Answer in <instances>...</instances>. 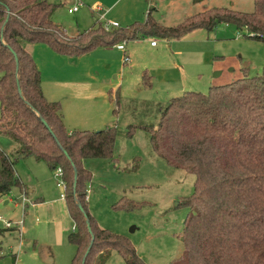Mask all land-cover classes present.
<instances>
[{"label": "trees", "instance_id": "16d2710c", "mask_svg": "<svg viewBox=\"0 0 264 264\" xmlns=\"http://www.w3.org/2000/svg\"><path fill=\"white\" fill-rule=\"evenodd\" d=\"M55 6L47 0H0V135L16 144L13 159L0 148V196L23 188L14 170L20 158L32 156L51 170L61 167L75 224L67 236L76 247L71 264L83 250L81 264L91 242L86 220L93 241L84 264H105L112 251L125 264H147L126 236L99 227L86 205L91 173L83 161L112 158L120 130L68 131L60 102L44 96L40 71L25 46L43 43L58 54L80 56L145 37L170 40L197 28L209 31L219 23L264 42V0H254L249 12L212 6L171 26L155 20L150 6L143 21L105 28L96 19L73 36L51 20ZM99 27L101 37L93 34ZM145 76L143 71V81ZM142 128L159 158L194 176L193 192L182 200L191 208L179 235L183 249L169 264H264V66L257 76L211 86L207 93L187 90L169 98L157 124ZM133 204L126 202V208Z\"/></svg>", "mask_w": 264, "mask_h": 264}, {"label": "rangeland", "instance_id": "374dc122", "mask_svg": "<svg viewBox=\"0 0 264 264\" xmlns=\"http://www.w3.org/2000/svg\"><path fill=\"white\" fill-rule=\"evenodd\" d=\"M47 1L56 5L51 20L67 35L86 31L96 19L103 23L102 11L91 10L92 5H102L104 11L109 3L81 0L84 4L68 13L67 9L80 0ZM123 1L116 2L113 14ZM253 2L145 0L143 10L140 3L128 2L120 26L143 21L150 6L155 20L171 26L212 6L249 12ZM93 34L101 37L104 29L99 27ZM151 40L156 46L150 45ZM124 45V50L115 46L94 49L79 59L68 60L74 65L59 64L55 71L52 68L48 71L49 67L36 58L34 61L46 75L91 72L99 81L107 80L103 85L95 82L91 87V103L84 104L80 99L81 109L75 116H67L79 121L80 125H75L79 129L115 126L120 130L112 158L83 161L91 173L86 185L87 209L99 227L126 236L145 263L169 264L183 249L179 235L191 208L182 200L192 194L194 176L168 166L159 158L151 148L149 132L142 126H155L160 107L184 91L207 93L211 86L259 75L264 66V42L250 38L247 30H238L233 24L219 23L212 30L197 28L179 38L145 37ZM27 46L30 52L32 46ZM37 53L36 48V57ZM124 55L128 58L124 59ZM142 71L149 76L144 81ZM84 86L80 84L75 95L85 98L88 89ZM64 101L73 114L71 101L65 98ZM129 126L135 128L126 136ZM0 148L14 158L16 144L8 136L0 135ZM14 170L28 193L24 195L23 188L16 187L0 196V264H71L76 247L67 236L73 221L56 186L59 179L54 175L55 170L32 156L16 160ZM37 197L42 198L41 203ZM128 201L137 206L126 208ZM6 221L10 222V228L5 227ZM82 254L83 250L75 264H80ZM107 264L125 262L115 252Z\"/></svg>", "mask_w": 264, "mask_h": 264}, {"label": "crops", "instance_id": "0c3cea01", "mask_svg": "<svg viewBox=\"0 0 264 264\" xmlns=\"http://www.w3.org/2000/svg\"><path fill=\"white\" fill-rule=\"evenodd\" d=\"M108 2H109L108 6L106 7V9L104 11L102 10L103 9L102 5H92L93 8L91 10L94 9L95 11H97V9H99L100 11H102L100 17H103V20H104L103 23L104 24L107 21H112L114 23H117L118 24L117 26H120V24H122L121 15H123L127 3L128 2L140 3L141 8L143 10L145 0H144V2H143V0H125L121 3L120 8L118 10H116L114 14H113V9L116 7L115 5H116V2H118V0H108ZM81 4H84V3L81 1ZM67 11H68V9H67ZM146 12H147V9L144 12L145 15H146ZM69 36H73V35H69ZM151 41H150V45L152 47L156 46V44L152 45ZM35 44L36 43L28 44L29 47L32 46V48L30 50V54L33 56L34 60L36 58L37 62H43L45 64V66H48L49 67L48 71H51L50 68H52V71H55L56 67L59 64L74 65V64L69 63L68 60L79 59L80 57L83 56V55H80L77 58H73V57L58 54L57 52L52 50L50 47L44 46L43 43L42 44H36V45ZM36 48L38 49L37 57H36ZM124 48H125V45H124ZM26 50H27V48H26ZM59 72H62V71H59ZM40 74H41L42 92H43L44 96L48 100H57L60 102L61 111L63 114V122H64L66 129L68 131H71L72 129H79V128L75 127V125H80L79 121L77 119H68L67 116L73 117L76 115L75 112L79 111L81 109V106H80L81 100L80 99L84 100V104L89 105L91 103V99H89V98H91L90 97L91 87L95 84V82L96 83L98 82L101 85H103L104 82H106L107 80L103 81V79H101L99 81L98 77L95 76L94 73H91V72L76 73V74L70 72V74H67V75L60 74V73L47 74L46 75L40 70ZM114 76H115V78H118V74H116ZM80 84L85 85L84 89H88V94H86L85 98H80L77 95H75V93L80 90V87H78V86H80ZM64 98L69 99L71 101V103L73 104V109H72L73 114L69 113V109L66 107ZM102 103H105L104 98H103ZM103 109H105V108H102V110ZM26 188H27V186L23 183V190H24L23 194L24 195H27V193H28ZM37 201H38V203H41L42 198L37 197ZM10 227H11V225L7 228H10ZM73 227L75 228L74 222H73V226L71 227V231L74 230ZM115 252L116 251H112L111 253H115ZM116 254H118V253L116 252ZM110 256H111V254H110ZM109 259H110V257L105 262V264H107Z\"/></svg>", "mask_w": 264, "mask_h": 264}, {"label": "built area", "instance_id": "2783aa9c", "mask_svg": "<svg viewBox=\"0 0 264 264\" xmlns=\"http://www.w3.org/2000/svg\"><path fill=\"white\" fill-rule=\"evenodd\" d=\"M81 5H82L81 2L77 1L72 7L68 8V13H72V12L76 11L77 8L80 7ZM109 26H116V23H114L112 21H107L105 23V27L108 28ZM151 44L154 45L155 41L152 40ZM115 47H117L118 49L124 50V43H118L115 45ZM126 58H128V57H125L124 59H126ZM54 170H55L54 175L56 176L57 179H59V181L56 182V186L58 188H60V190H61L60 197L65 198V183L63 180V171H62L61 167H57ZM10 225H11L10 222H8V221L5 222L6 227H9ZM73 229H75V228L73 227Z\"/></svg>", "mask_w": 264, "mask_h": 264}, {"label": "water", "instance_id": "95a60500", "mask_svg": "<svg viewBox=\"0 0 264 264\" xmlns=\"http://www.w3.org/2000/svg\"><path fill=\"white\" fill-rule=\"evenodd\" d=\"M75 185H76V176H75V179H74V187H75ZM77 206L80 209V211L84 214L83 207H82V205L79 202H77ZM86 224H87V230H88L89 234L91 235V242H90V244H89V246H88V248H87V250H86V252H85V254L83 256V258H82L81 264H84L86 255H87V253H88V251H89V249L91 247L92 241H93V235H92V231H91V228H90L88 220H86Z\"/></svg>", "mask_w": 264, "mask_h": 264}]
</instances>
